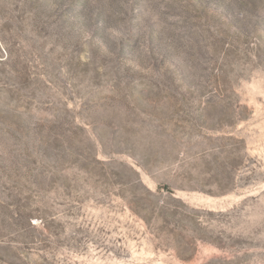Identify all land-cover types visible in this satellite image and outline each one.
I'll return each mask as SVG.
<instances>
[{"label": "rangeland", "instance_id": "374dc122", "mask_svg": "<svg viewBox=\"0 0 264 264\" xmlns=\"http://www.w3.org/2000/svg\"><path fill=\"white\" fill-rule=\"evenodd\" d=\"M0 264H264V0H0Z\"/></svg>", "mask_w": 264, "mask_h": 264}]
</instances>
